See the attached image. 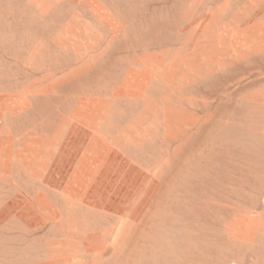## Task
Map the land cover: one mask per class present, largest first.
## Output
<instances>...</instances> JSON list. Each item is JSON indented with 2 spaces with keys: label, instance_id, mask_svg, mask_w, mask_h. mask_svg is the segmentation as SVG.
<instances>
[{
  "label": "rangeland",
  "instance_id": "obj_1",
  "mask_svg": "<svg viewBox=\"0 0 264 264\" xmlns=\"http://www.w3.org/2000/svg\"><path fill=\"white\" fill-rule=\"evenodd\" d=\"M0 264H264V0H0Z\"/></svg>",
  "mask_w": 264,
  "mask_h": 264
}]
</instances>
